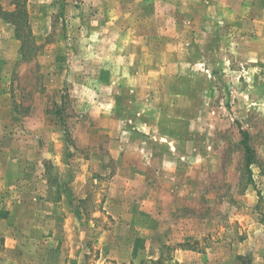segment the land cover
<instances>
[{"label": "rangeland", "instance_id": "374dc122", "mask_svg": "<svg viewBox=\"0 0 264 264\" xmlns=\"http://www.w3.org/2000/svg\"><path fill=\"white\" fill-rule=\"evenodd\" d=\"M0 264H264V0H0Z\"/></svg>", "mask_w": 264, "mask_h": 264}, {"label": "crops", "instance_id": "0c3cea01", "mask_svg": "<svg viewBox=\"0 0 264 264\" xmlns=\"http://www.w3.org/2000/svg\"><path fill=\"white\" fill-rule=\"evenodd\" d=\"M110 83H113V84H115L116 82H115V79L113 78V79H111L110 80ZM109 81L107 82V86H109ZM103 84H104V87H105V82L103 81ZM117 96V94H115L114 93V98ZM156 115V111L154 110V109H151V108H142V109H140V110H138V112H137V115H139V122H140V124L142 125V127L145 129H152V128H154L155 126H156V124L155 125H153V123H152V117H151V115ZM159 114V116H161L160 115V113H158ZM159 126V125H158ZM146 133H149V132H147L146 130H144ZM139 150L140 151H142V154L140 155V156H142L140 159V161H143V160H145V161H147V159L151 156V158H152V153H151V151L149 150V148H146L145 146H139ZM172 150H170L168 153H167V155L164 157V159H163V163H164V168H160V170H162V172H161V174H163V175H165V171H166V169H167V166H169V165H171V164H173V165H175V164H177V158H176V156L177 155H175V151H176V149H175V151L173 150V152H174V154L171 152ZM151 153V154H150ZM154 170H157V168H155ZM157 174H159V173H157ZM175 178V177H174ZM134 181L137 183V187H139V184H142V185H144L145 187H146V191L148 190V189H151V192L152 191H156V193H157V190L159 189V187H157L158 185H157V181L156 182H153V180H152V177H150L149 175H147V174H145V175H143V174H141V175H139V176H137V177H135L134 175H133V177L131 178V180H130V183H131V185L133 186V185H135L134 184ZM166 185L167 184H164L163 183V190H162V188H160L162 191H161V193L162 194H167V196H168V194H173V195H176L175 196V198H174V196H173V198H172V201H174L175 199L177 200V193H175V189H169L168 187H166ZM153 189V190H152ZM165 189V190H164ZM154 191V192H155ZM131 194H137V195H140L141 194V191L140 190H137V189H133V191H131L130 192ZM177 202V201H176ZM139 203H141V200L140 199H137V201H135L134 202V200L132 201V202H130V210H133L134 208H136L135 207V205L136 206H138L139 205ZM143 203H146L145 204V207L147 208L148 207V202L146 201V200H144L143 201ZM153 203V202H152ZM177 203H175V205H176ZM174 206V205H173ZM152 208V207H151Z\"/></svg>", "mask_w": 264, "mask_h": 264}, {"label": "trees", "instance_id": "16d2710c", "mask_svg": "<svg viewBox=\"0 0 264 264\" xmlns=\"http://www.w3.org/2000/svg\"><path fill=\"white\" fill-rule=\"evenodd\" d=\"M15 4L20 10L21 2L18 1V2H15ZM241 133L243 135L242 145L246 152V164L249 167L251 164L255 162L254 150L252 149L250 142H249V133L245 130H241Z\"/></svg>", "mask_w": 264, "mask_h": 264}]
</instances>
